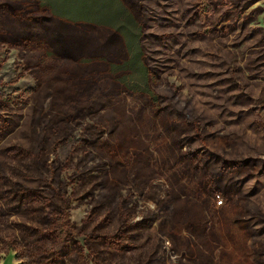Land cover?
Instances as JSON below:
<instances>
[{"label": "rangeland", "instance_id": "1", "mask_svg": "<svg viewBox=\"0 0 264 264\" xmlns=\"http://www.w3.org/2000/svg\"><path fill=\"white\" fill-rule=\"evenodd\" d=\"M120 1L146 75L51 12L92 0H0V264H264V0Z\"/></svg>", "mask_w": 264, "mask_h": 264}, {"label": "trees", "instance_id": "2", "mask_svg": "<svg viewBox=\"0 0 264 264\" xmlns=\"http://www.w3.org/2000/svg\"><path fill=\"white\" fill-rule=\"evenodd\" d=\"M41 1V0H40ZM100 5L101 11L97 14L64 15L51 11L53 14L66 17L73 21H86L94 24L104 25L119 32L124 40L128 52L127 65L133 72L146 75V64L143 60L141 46V25L132 17L131 13L125 15V7L120 0H92V5ZM50 9V8H49Z\"/></svg>", "mask_w": 264, "mask_h": 264}, {"label": "built area", "instance_id": "3", "mask_svg": "<svg viewBox=\"0 0 264 264\" xmlns=\"http://www.w3.org/2000/svg\"><path fill=\"white\" fill-rule=\"evenodd\" d=\"M216 198H217V203L220 204L222 202V200L219 198L218 195L216 196Z\"/></svg>", "mask_w": 264, "mask_h": 264}]
</instances>
